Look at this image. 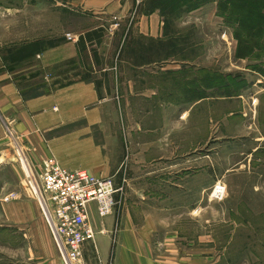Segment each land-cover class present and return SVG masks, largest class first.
I'll return each mask as SVG.
<instances>
[{
  "label": "crops",
  "instance_id": "1",
  "mask_svg": "<svg viewBox=\"0 0 264 264\" xmlns=\"http://www.w3.org/2000/svg\"><path fill=\"white\" fill-rule=\"evenodd\" d=\"M66 1L76 8L105 5L103 15L119 20L125 19L134 3L133 0ZM95 20L97 23L85 31H73L74 41L66 39L53 47L50 42L65 37L55 39L48 32L46 37L25 41L19 37L8 39L10 34L5 31L6 44L15 45L0 50V149L7 128L37 170L48 160H54L72 171L84 169L95 176H113L117 185L124 188L113 215L102 220L93 215L97 251L91 241L84 243L86 264H217L215 250L210 247L213 236L210 232L207 235L198 232L200 214L215 210V206L202 205L200 198L206 199L215 184V160L191 155L192 146L195 152L200 144L185 149L182 129L186 116L206 111L209 117V102L214 100L216 90L214 77L211 82L206 77L205 83L200 76L182 75L186 70L180 65L167 70L157 67L155 60H140L153 47L136 40H159L163 36L158 13L139 16L126 44L130 57L127 61L114 60L121 46L122 30L110 34L103 25L104 16ZM95 31L101 35V42L95 38ZM32 43H41V53L14 65L9 62L8 49ZM110 49L113 56L108 61ZM37 59L42 60L43 66ZM63 62L72 66L64 67L67 76L88 73L92 81H65L66 84L51 87L44 95L23 97L22 92H28L32 84L52 85L46 83L45 77L39 80L42 73L35 71L37 67L48 69ZM122 64L143 74L123 76ZM31 74L37 76L29 79ZM53 77L54 74L52 80ZM239 80L248 86L234 93L238 98L256 86L246 77ZM258 81L262 83L261 79ZM121 99L129 103L143 99L149 114L152 110L154 113L159 110L160 116L163 111L170 112L178 122L176 131L167 132L165 122H159L143 129L128 128L127 139L122 141L123 130L117 119ZM135 133L139 134V141ZM182 196H192L193 202L183 203ZM2 202L0 198V247L5 252L0 253V264H62L44 219L43 222L38 217L39 206L35 209L27 199L10 207ZM238 208L245 218H257V213L264 218L263 204L246 203ZM213 221L205 216L208 225ZM193 229L195 235L191 233ZM201 244L207 246L201 248ZM8 245L13 247L10 252Z\"/></svg>",
  "mask_w": 264,
  "mask_h": 264
},
{
  "label": "rangeland",
  "instance_id": "2",
  "mask_svg": "<svg viewBox=\"0 0 264 264\" xmlns=\"http://www.w3.org/2000/svg\"><path fill=\"white\" fill-rule=\"evenodd\" d=\"M148 1L133 0V6L124 21L103 15L106 6L101 4L91 7V4L79 5V8H76L66 0H0V50L15 45L6 44L5 31L10 34L8 39L19 37L25 41L46 37L48 32L50 37L55 39H67V35L75 39L73 31H85L97 23L95 17L104 16L103 25L110 34L115 33L117 29L122 30L119 33L123 32L121 46L114 60L127 61L130 58L127 57L129 53L124 44V41L130 38L127 37V32H133L139 16L146 14ZM151 13H158L161 18L162 38H139L136 42H142L149 47L151 41L156 42L152 46L153 51L147 52L146 55L154 58L157 67H167L169 70L172 66L180 65L186 70L182 75L200 76L205 83L206 77H209L210 82L212 76L214 81L216 75H223L225 78L223 86L216 87L214 100L209 102V117L206 111H199L193 116H186L182 122L185 149L200 144L195 152L192 146L190 154H197L201 158H214L215 184L221 182L226 187V195L222 201L210 198L215 184L206 199L202 200L200 197L202 205L215 206V210L200 214L198 232L203 235L210 232L213 236L214 242L210 247L215 250L217 264H264V218L259 217L260 213H257V218H245L238 208L240 204L246 203L264 205V191H261L264 190V53L257 52L245 59L237 56L238 41L234 36V29L218 15L217 3L205 4L200 9L188 13H173L167 16H162L159 10ZM17 34L20 36H16ZM112 56L110 49L108 61H111ZM37 62L43 66L41 59H37ZM65 66L72 67L70 63L63 62L48 69H45V66L43 69L37 67L35 71L42 73L39 80L45 77L46 83H64L69 79ZM121 67L123 76L143 74L127 64H122ZM230 76L246 77L251 85L256 83V86L253 85L238 98L234 93L245 89L248 83L243 80L241 88L236 86L235 89L229 83ZM258 79H261L262 83H257ZM119 102L117 119L123 130L122 141L127 139L128 128L143 129L145 125L153 126L165 122L167 132L174 134L177 129L176 117L170 116V112L166 114L167 111H163L160 116L159 110L157 113L152 110L149 114L144 108L143 99L130 101L136 102L132 106L127 100L121 99ZM5 137L4 146L0 149V159L4 158L0 160L2 203L10 207L27 199L30 205L38 209L37 200L26 178L28 173L24 160L22 164L19 161L17 151L20 144L10 129L5 128ZM135 139L140 140L139 134ZM125 150L127 151L126 147ZM11 194H16L17 198L5 201ZM192 199V196H182L183 203L193 202ZM177 202H180V196H177ZM205 216L214 221L208 225L204 222ZM38 217L43 221L40 211ZM191 233L195 235V229ZM8 238L11 239L10 236ZM200 246L203 248L207 245ZM12 248V245H8V252ZM3 252L5 248L0 247V253Z\"/></svg>",
  "mask_w": 264,
  "mask_h": 264
},
{
  "label": "built area",
  "instance_id": "3",
  "mask_svg": "<svg viewBox=\"0 0 264 264\" xmlns=\"http://www.w3.org/2000/svg\"><path fill=\"white\" fill-rule=\"evenodd\" d=\"M67 40L75 39L67 35ZM18 156L20 163L25 160L30 169V174L25 173L29 187L62 264H86L84 243L91 241L97 251L93 215L101 220L113 215L124 188L117 185L113 176H95L84 169L72 171L54 160H48L37 170L21 147ZM225 195V185L218 182L210 198L222 201ZM9 198L15 199L17 195L11 194L5 201Z\"/></svg>",
  "mask_w": 264,
  "mask_h": 264
},
{
  "label": "trees",
  "instance_id": "4",
  "mask_svg": "<svg viewBox=\"0 0 264 264\" xmlns=\"http://www.w3.org/2000/svg\"><path fill=\"white\" fill-rule=\"evenodd\" d=\"M208 3H217L218 5V15L224 19V21L234 29V36L238 41V51L237 56L241 59L249 58L257 52L264 53V0H149L148 8L145 13L149 14L155 10H159L162 16H167L169 14H180L195 11L203 7ZM97 31L93 32L96 33ZM92 33L89 34V36ZM131 35V31L127 32V37ZM95 38L101 42V35L95 34ZM66 38L57 40L56 42H50V46H57L61 42H64ZM128 41H124L126 45ZM142 43V42H138ZM155 41H151L152 46L155 45ZM41 43H32L28 45H23L20 48H10L8 49L9 62L11 64H16L22 59L31 58L36 54L41 53ZM153 51V48H152ZM151 51V52H152ZM140 60L152 61L154 58L152 56H140ZM12 65V66H13ZM12 71V68L9 69ZM37 74H31L29 79L35 78ZM73 77L66 81V83L75 82V80H83L86 82H91L92 77L90 74H79L71 75ZM231 77V78H230ZM229 83L241 88L242 80H239L237 76H230ZM223 75H216L215 84L216 87L223 86L224 82ZM64 83H54L52 85H47L44 83L29 86L28 92H22L24 98L32 96H41L50 91L51 87L63 86ZM227 87V86H226Z\"/></svg>",
  "mask_w": 264,
  "mask_h": 264
},
{
  "label": "bare ground",
  "instance_id": "5",
  "mask_svg": "<svg viewBox=\"0 0 264 264\" xmlns=\"http://www.w3.org/2000/svg\"><path fill=\"white\" fill-rule=\"evenodd\" d=\"M18 152V151H17ZM20 153H21V151H19ZM24 165H25V167H26V171H27V173L28 174H30V169H29V167H28V165H27V163H26V161L24 160Z\"/></svg>",
  "mask_w": 264,
  "mask_h": 264
}]
</instances>
